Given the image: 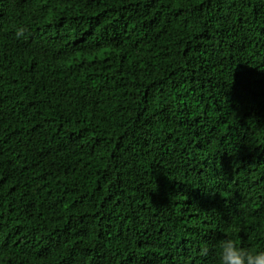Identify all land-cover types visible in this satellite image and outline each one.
Returning a JSON list of instances; mask_svg holds the SVG:
<instances>
[{
	"label": "trees",
	"instance_id": "16d2710c",
	"mask_svg": "<svg viewBox=\"0 0 264 264\" xmlns=\"http://www.w3.org/2000/svg\"><path fill=\"white\" fill-rule=\"evenodd\" d=\"M225 238L264 250V0H0V264Z\"/></svg>",
	"mask_w": 264,
	"mask_h": 264
},
{
	"label": "clouds",
	"instance_id": "9594fccd",
	"mask_svg": "<svg viewBox=\"0 0 264 264\" xmlns=\"http://www.w3.org/2000/svg\"><path fill=\"white\" fill-rule=\"evenodd\" d=\"M24 29H18L17 37ZM218 264H264V250H254L240 246L235 239L225 238L217 244Z\"/></svg>",
	"mask_w": 264,
	"mask_h": 264
}]
</instances>
